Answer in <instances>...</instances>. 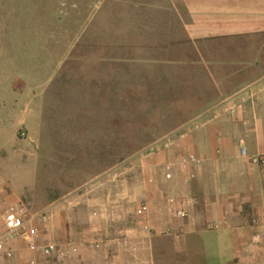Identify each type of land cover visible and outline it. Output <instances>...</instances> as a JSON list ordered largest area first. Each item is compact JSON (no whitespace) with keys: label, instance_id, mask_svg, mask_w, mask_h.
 <instances>
[{"label":"crops","instance_id":"1","mask_svg":"<svg viewBox=\"0 0 264 264\" xmlns=\"http://www.w3.org/2000/svg\"><path fill=\"white\" fill-rule=\"evenodd\" d=\"M127 9L119 34L126 35L128 58H147V64L155 58L159 64L162 58L174 63L186 58L200 73L192 83L197 91L189 119L264 77V0H136L127 2ZM113 20L112 58L119 40ZM132 41L141 45L134 47ZM2 48L0 135H7L14 152L31 151L48 89L34 80L37 67L22 68L13 51ZM240 142L249 154L264 158V90L234 117L220 114L184 137L176 150L135 161L132 167H113L106 175H88L74 166L68 181L75 186L93 179L89 189L76 186L49 195L50 217L34 224L44 242L73 244L77 251L44 262L21 239H5L3 247L12 258H0V264L32 259L36 264H264V164L244 162ZM189 154L201 163L184 170L173 166L166 180L164 165ZM0 199L22 202L1 180ZM142 204L147 211L138 217L135 210ZM177 209L188 217L176 218ZM253 218L259 226L251 225ZM210 222L217 227L206 229ZM4 231L0 221V234Z\"/></svg>","mask_w":264,"mask_h":264},{"label":"rangeland","instance_id":"2","mask_svg":"<svg viewBox=\"0 0 264 264\" xmlns=\"http://www.w3.org/2000/svg\"><path fill=\"white\" fill-rule=\"evenodd\" d=\"M132 1L0 0V50L13 51L22 68L37 67L34 80L48 89L32 153L14 152L0 135V180L32 210L46 208L49 195L93 183L73 186L67 178L74 166L106 175L190 120L200 73L186 58L147 64L127 57L126 35L119 33ZM114 18L119 40L112 58Z\"/></svg>","mask_w":264,"mask_h":264},{"label":"built area","instance_id":"3","mask_svg":"<svg viewBox=\"0 0 264 264\" xmlns=\"http://www.w3.org/2000/svg\"><path fill=\"white\" fill-rule=\"evenodd\" d=\"M264 90V78L253 84L247 85L239 91L227 96L218 104L208 108L202 113L198 114L194 118L182 123L174 130L164 134L160 138L156 139L143 150H141L135 161H142L151 156H154L160 152H166L170 150H176L180 147V141L198 130L200 127L216 120L218 116L226 115L228 117H234L239 111H241L248 103L252 104L258 95ZM20 133V136H23ZM239 157L248 164L261 165L264 164V158L260 155H251L247 152L245 145L240 142L238 146ZM134 160H126L118 164L115 168L132 167ZM201 161L192 154L176 156L174 161L166 163L164 165V178L166 180L171 179V170L173 166H176L182 170L191 166H197ZM194 174L188 171L187 178L192 179ZM90 185H85L82 189H89ZM63 201V200H62ZM61 201V202H62ZM64 202V201H63ZM187 203L193 204V200H189ZM53 211V205L47 206L41 210H32L28 208L22 202H16L12 204H4L0 199V221L2 222L5 231L0 234V258L11 259L12 252L6 250L3 247L5 239H21L26 249L40 257L44 262H48L53 257L67 258L71 254L77 251V247L70 244L67 247H62L56 243L44 242L42 236L34 224L36 221L42 223L46 222ZM147 211L145 205H140L135 210V215L138 217L144 216ZM173 215L176 218L184 219L188 217V212L185 210L177 209L173 211ZM252 226H259L258 218L251 220ZM206 229L212 230L217 227L216 223L210 222L206 224ZM254 239L259 241L261 234H254ZM29 264H36L35 259L29 261Z\"/></svg>","mask_w":264,"mask_h":264}]
</instances>
